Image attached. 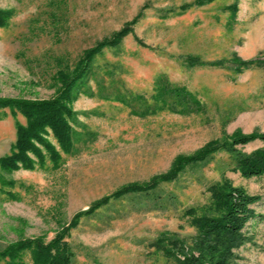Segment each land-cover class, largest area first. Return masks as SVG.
<instances>
[{"label": "rangeland", "instance_id": "374dc122", "mask_svg": "<svg viewBox=\"0 0 264 264\" xmlns=\"http://www.w3.org/2000/svg\"><path fill=\"white\" fill-rule=\"evenodd\" d=\"M204 1L0 0L6 19L0 26L1 99L53 98L62 86L59 71L70 73L86 50L132 28L92 61V75L72 103V148L63 149L47 128L56 157L38 144L45 159L30 153L32 168L0 167V250L62 234L70 264H182L188 255L199 256L189 209L202 214L211 186L226 182L261 197L231 264H264V176L243 177L223 148L183 161L174 177L158 179L148 191L113 194L167 173L177 158L210 141L264 132V0ZM235 55L263 62L237 69L230 65ZM190 56L204 63L191 65ZM164 82L184 87L199 107L163 105L158 85ZM17 122H27L20 111L1 109L0 157L16 141ZM261 146L255 139L238 147L251 152ZM23 258L32 264L30 251Z\"/></svg>", "mask_w": 264, "mask_h": 264}, {"label": "trees", "instance_id": "16d2710c", "mask_svg": "<svg viewBox=\"0 0 264 264\" xmlns=\"http://www.w3.org/2000/svg\"><path fill=\"white\" fill-rule=\"evenodd\" d=\"M204 2V0H196L195 4L201 5ZM5 21V16L1 13L0 26L4 25ZM131 30V26L126 25L119 32L86 50L70 73L62 72V70L60 73L59 71L58 77L60 78H57L62 86L59 93L53 98L44 100L0 98V113L1 109L8 107L13 113L16 110L20 111L27 121L26 124L16 123V141L10 152L0 157V167L3 171L12 172L20 165L28 169L32 168L34 159L30 157V153H34L40 162L44 160V154L38 148V144L44 146L53 157H56L57 152L54 146L44 136L48 132L47 128H50L63 149L69 150L72 148L73 137L69 122L74 115L72 103L84 86V79L92 75V61L102 49L116 45ZM187 59L190 60L191 65L204 63L197 56H190ZM262 62L261 59L244 61L235 55L230 61V65L240 69V67L249 68ZM219 63L222 62L219 61ZM212 64H215V62H212ZM78 83L80 84L77 86ZM158 89L163 105L178 104L181 107H187V101H189L192 103V107H199V101L184 87L172 88L164 82L158 85ZM255 139H260L262 146L251 152H245L238 147ZM218 148H223L229 153L234 163V169L238 170L243 177L264 176V132H253L234 135L221 144L217 140L210 141L193 155L177 158L167 173L146 183L128 184L119 188L113 194L121 195L124 192L139 189L148 191L157 185L158 179L174 177L183 161L188 163L202 160ZM1 182L6 185L12 184L11 181L1 180ZM109 199L110 195L101 198L84 213H91L107 203ZM260 199L261 197L258 194H250L242 186L236 187L226 182L213 184L211 186L210 202L204 212L197 215L195 209L190 208L188 211L192 217V222L199 230V239L194 247L199 251V256L188 255L181 261L182 264H231L232 249L240 246L246 240L244 228L251 219L256 217L257 214L252 205ZM74 222L76 220H73ZM63 237L62 234H59L47 243L40 237L10 243L3 250H0V264H30L23 258L26 251L31 252L32 264H70L72 251L70 246L63 240ZM163 248H165L166 253L174 255L172 249L166 246H163ZM181 251H183V248Z\"/></svg>", "mask_w": 264, "mask_h": 264}]
</instances>
